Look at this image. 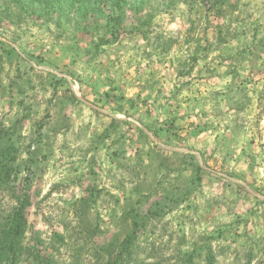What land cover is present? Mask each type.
<instances>
[{
    "label": "rangeland",
    "instance_id": "rangeland-1",
    "mask_svg": "<svg viewBox=\"0 0 264 264\" xmlns=\"http://www.w3.org/2000/svg\"><path fill=\"white\" fill-rule=\"evenodd\" d=\"M0 152L18 264H264V0H0Z\"/></svg>",
    "mask_w": 264,
    "mask_h": 264
},
{
    "label": "trees",
    "instance_id": "trees-1",
    "mask_svg": "<svg viewBox=\"0 0 264 264\" xmlns=\"http://www.w3.org/2000/svg\"><path fill=\"white\" fill-rule=\"evenodd\" d=\"M111 2L112 6L117 7L121 5L122 0H86V2ZM13 172L15 173L13 166L6 161L3 154L0 152V191H4L8 188L11 182ZM26 217L23 211V207L16 208L12 214L0 225V264H18L21 255L24 253L23 239L26 231ZM133 233H130L122 241L118 247L116 255H111V263L119 264L121 260L128 252L131 242L134 240ZM110 247H114L112 244ZM113 249V248H111ZM41 264H64L63 262H54L53 259H41Z\"/></svg>",
    "mask_w": 264,
    "mask_h": 264
}]
</instances>
